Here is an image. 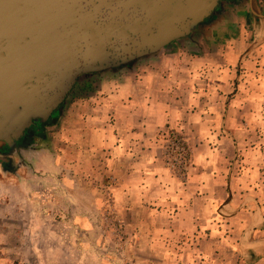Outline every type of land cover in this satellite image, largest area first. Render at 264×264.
<instances>
[{"label":"crops","instance_id":"0c3cea01","mask_svg":"<svg viewBox=\"0 0 264 264\" xmlns=\"http://www.w3.org/2000/svg\"><path fill=\"white\" fill-rule=\"evenodd\" d=\"M196 29L125 75L79 79L65 103L76 118L56 135L64 140L62 155L40 148L25 160L21 155L17 166L29 165L48 184L52 210L62 219L32 220L14 261L83 263L86 242L103 228L105 195L125 229L136 212L147 215L148 244L169 243L168 236L210 242L215 229L235 226L242 214L252 232L264 228L262 157H244L231 173V155L256 144L245 134L264 146V14L249 0L199 36ZM171 130L189 151L183 175L163 159ZM6 252L0 250V264H8Z\"/></svg>","mask_w":264,"mask_h":264},{"label":"water","instance_id":"95a60500","mask_svg":"<svg viewBox=\"0 0 264 264\" xmlns=\"http://www.w3.org/2000/svg\"><path fill=\"white\" fill-rule=\"evenodd\" d=\"M220 0H0V167L79 79L129 69L202 25Z\"/></svg>","mask_w":264,"mask_h":264},{"label":"rangeland","instance_id":"374dc122","mask_svg":"<svg viewBox=\"0 0 264 264\" xmlns=\"http://www.w3.org/2000/svg\"><path fill=\"white\" fill-rule=\"evenodd\" d=\"M126 70L114 69L107 74L125 75ZM73 115V111L65 113V105L62 106L56 123L46 128V139L41 148L50 152L55 150L62 155L64 140L56 135L61 126L70 124L69 119L76 118ZM75 122L78 123V120ZM245 136L250 139V143L256 144L236 151L234 157L231 155L232 163L236 164L231 173H237L244 157L248 156L252 161L262 157L261 172L264 175V146H257L260 142H255V136L245 134L243 137ZM11 161L18 162L16 155ZM92 174L91 172L90 175ZM104 183L109 185V181ZM47 187L46 182L38 181L37 175L30 171L29 165L22 169L14 167L12 173H3L0 167V248H6L8 264L19 263L11 256L17 251L16 247L24 248L18 240L30 235L28 228L32 220L61 221L62 218L52 210L53 200L47 195ZM260 196L264 205V191ZM100 198L105 204L104 213L100 215L103 230L101 229L99 236H93L86 242L85 257L81 264H264V228L260 226L252 232V227L247 225L248 215L242 214L235 226L228 225L219 232L215 229L210 242L191 244L185 239L184 242L179 239L175 242L174 236H168L166 241L169 243L148 244L144 239L149 230L144 226V219L147 218L144 212H136L132 219L134 221L125 229L118 224L119 218H116V212L112 210V197L105 195ZM39 231L41 234L42 229ZM94 239H97V242H91ZM70 263L73 264V260H70Z\"/></svg>","mask_w":264,"mask_h":264},{"label":"flooded vegetation","instance_id":"af4514ba","mask_svg":"<svg viewBox=\"0 0 264 264\" xmlns=\"http://www.w3.org/2000/svg\"><path fill=\"white\" fill-rule=\"evenodd\" d=\"M248 1L249 0H220L218 1V4L212 11L211 15L204 20L200 28L196 29L195 31L196 34L194 35L199 36L201 33H204L205 29H208L211 26L218 23L219 21H222L223 19H225L227 15H229L230 12L235 13V11L238 9V6L245 7L248 4ZM252 1L257 6V8H259V10L262 11V14H264V0H252ZM183 39H186V37L174 40L167 47L175 45L178 42L183 41ZM117 69H121V68H117ZM99 74H102V73L88 74L83 77H89V76L91 77V75L93 76V75H99ZM76 84L74 85V87L76 86ZM57 119H58L57 116L50 118L47 122L42 124L38 129H36L35 127L29 128L25 132L24 136L19 141V144L17 146L18 151H19L16 154V157L18 158V162L10 161L6 165H4L3 169L1 168L3 173H12L14 170V167H17L20 162L22 163L23 156H24V159L25 158L27 159L29 155H31L35 150L40 149L41 144H43L46 139V133H45L46 128L52 127L56 123Z\"/></svg>","mask_w":264,"mask_h":264},{"label":"built area","instance_id":"2783aa9c","mask_svg":"<svg viewBox=\"0 0 264 264\" xmlns=\"http://www.w3.org/2000/svg\"><path fill=\"white\" fill-rule=\"evenodd\" d=\"M166 167L174 174L183 175L189 163V151L182 137L175 131H168L163 146Z\"/></svg>","mask_w":264,"mask_h":264}]
</instances>
